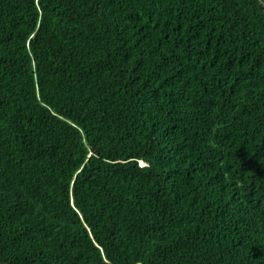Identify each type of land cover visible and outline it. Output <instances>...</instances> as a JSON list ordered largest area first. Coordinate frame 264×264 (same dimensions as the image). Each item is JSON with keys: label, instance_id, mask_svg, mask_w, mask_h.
Wrapping results in <instances>:
<instances>
[{"label": "trees", "instance_id": "trees-1", "mask_svg": "<svg viewBox=\"0 0 264 264\" xmlns=\"http://www.w3.org/2000/svg\"><path fill=\"white\" fill-rule=\"evenodd\" d=\"M0 264H264V0H0Z\"/></svg>", "mask_w": 264, "mask_h": 264}]
</instances>
